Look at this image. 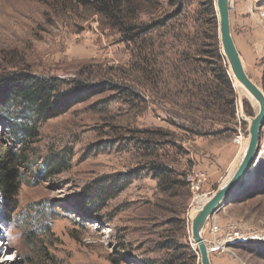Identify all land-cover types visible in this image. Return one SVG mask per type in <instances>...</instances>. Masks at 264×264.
<instances>
[{"label":"rangeland","instance_id":"1","mask_svg":"<svg viewBox=\"0 0 264 264\" xmlns=\"http://www.w3.org/2000/svg\"><path fill=\"white\" fill-rule=\"evenodd\" d=\"M122 1L104 14L77 0H0V78L106 86L47 120L16 106L0 115V152L10 149L19 164L16 197H0V264H199L184 247L195 252L191 214L236 163L256 110L232 81L214 2L213 14L206 0H156L139 11ZM263 8L264 0H232L230 20L246 74L264 92ZM220 65L232 92L222 86L206 111L203 87L220 86ZM203 171L208 195L193 199L186 176ZM118 176L129 183L113 199L85 202L84 188ZM227 206L217 221L255 237L229 245L226 264H264V194Z\"/></svg>","mask_w":264,"mask_h":264},{"label":"trees","instance_id":"2","mask_svg":"<svg viewBox=\"0 0 264 264\" xmlns=\"http://www.w3.org/2000/svg\"><path fill=\"white\" fill-rule=\"evenodd\" d=\"M82 5H90L99 11V13L109 14L110 9L120 10L123 1L121 0H77ZM126 1V0H125ZM129 1V0H128ZM139 3L138 11L143 9L147 4L154 3L156 0H133ZM207 4L213 11L214 0H206ZM217 27L215 23V28ZM217 34V33H216ZM217 38V35H215ZM218 42V39H217ZM225 70L220 65L216 78L220 86L214 88L204 86L203 89H208L204 92V97L201 98L200 103L202 107L208 111L211 107L210 103L206 101L219 99L223 92L222 86L232 92L231 78L228 75L227 66L224 65ZM65 82L57 79H45L29 75L23 72L14 73L6 78H0V115L8 112L12 107H23L24 111H30L35 116L36 120H47L57 117L66 112L71 106L76 103L85 101L86 99L103 92L106 86L103 84L92 85L86 83H77L73 85L67 84V88H62ZM220 87V88H219ZM213 88V90H212ZM221 89V90H220ZM214 95V98H213ZM224 98V97H223ZM219 102V101H217ZM213 104V103H212ZM224 104V103H223ZM232 102L229 103V107ZM213 107V106H212ZM229 116H233V111H230ZM0 119L1 118L0 116ZM29 132H34L32 126L25 127ZM35 129V128H33ZM14 132H16L14 130ZM8 133L12 134V131ZM26 138V137H25ZM18 160L16 154L8 150L0 152V197L4 199V203H10V199L16 197L19 189L18 177ZM253 182H250L242 188L231 200L235 201L241 198H251L257 195L264 194V155L260 158L253 170ZM129 181L124 180L122 176L113 178L110 182L101 181L93 183L91 187L84 188L85 202L88 204L104 205L108 200L113 199ZM83 196V194H82ZM83 202V207L86 203ZM0 204V207L2 209ZM93 209V208H92ZM7 208H5V211ZM26 243L29 241L25 240ZM187 249L189 256L196 259V252L192 251L188 245L184 246ZM25 262L31 263L30 260L24 259ZM172 264V263H170Z\"/></svg>","mask_w":264,"mask_h":264},{"label":"water","instance_id":"3","mask_svg":"<svg viewBox=\"0 0 264 264\" xmlns=\"http://www.w3.org/2000/svg\"><path fill=\"white\" fill-rule=\"evenodd\" d=\"M215 11L218 21V36L228 66L233 77L247 90L257 101L258 110L251 118L248 126V146L238 165L231 173V168L224 181L207 198V201L197 211L190 225V243L197 254L199 264H212L210 249L204 238V229L208 220L229 204L232 198L247 183H244L248 174L253 172L258 156L261 129L264 125V92L248 77L242 63L240 53L235 45L231 32L230 12L232 11V0H215ZM242 108V106H241ZM194 245L195 247H193Z\"/></svg>","mask_w":264,"mask_h":264},{"label":"built area","instance_id":"4","mask_svg":"<svg viewBox=\"0 0 264 264\" xmlns=\"http://www.w3.org/2000/svg\"><path fill=\"white\" fill-rule=\"evenodd\" d=\"M260 0H255L256 5ZM250 11L253 13L252 7ZM257 21H264V8L257 10L256 15ZM237 118V117H236ZM244 133L241 129L240 123L236 129V134L233 138V143L240 146L244 139ZM186 182L190 189V192L193 195V199L197 196H207V193H203V185L207 182V175L203 172H192L186 176ZM193 202V200H192ZM192 206V204H191ZM234 228L231 225L227 226V229H222L216 222L214 216L208 220V223L205 227L203 238L207 246L213 250V252L224 253L228 250L229 245H233L235 242H248L253 239L255 236L245 235L241 236L239 233L233 230ZM207 232V237L205 235ZM212 252V253H213Z\"/></svg>","mask_w":264,"mask_h":264},{"label":"crops","instance_id":"5","mask_svg":"<svg viewBox=\"0 0 264 264\" xmlns=\"http://www.w3.org/2000/svg\"><path fill=\"white\" fill-rule=\"evenodd\" d=\"M233 152H232V150H230V152H229V154H228V152H227V156L226 157H232V158H234L233 156L236 154L235 152H234V155L232 154ZM233 155V156H232ZM230 160L231 158H225V159H223V161H225V160ZM238 159V158H237ZM225 163V162H224ZM211 171H212V173H213V176L215 177V178H217L218 177V180L221 178V173L220 172H222V171H218V167L217 166H213L212 168H211ZM203 173H205L204 171H203ZM228 173V172H227ZM206 174V173H205ZM209 174H210V171H209ZM207 175V174H206ZM208 177V176H207ZM228 205V204H227ZM225 206L224 208H226L227 207V209H228V206ZM222 210V209H221ZM221 210L218 212V213H216L215 215H214V218H215V220H216V222H217V224H219V226L222 228V229H227V226H223V225H221L217 220H218V218H219V220L221 221V219H220V217H219V213H221ZM205 234H206V232H205ZM213 253H215V254H218V255H216V256H212L211 255V257H212V264H215V263H217V262H221L222 264H226V263H229V261H230V258L228 257V255H224L223 253H217V252H213ZM225 256V257H224ZM221 258V259H219V258ZM232 262H233V260H232Z\"/></svg>","mask_w":264,"mask_h":264},{"label":"bare ground","instance_id":"6","mask_svg":"<svg viewBox=\"0 0 264 264\" xmlns=\"http://www.w3.org/2000/svg\"><path fill=\"white\" fill-rule=\"evenodd\" d=\"M229 67V66H228ZM229 71H230V73H231V75H232V72H231V70H230V68H229ZM232 81L234 82V84H235V82H236V84L238 85V90H239V92H240V95L241 96H246L250 101H252V103H253V105H254V107H255V110H256V112H257V110H258V103H257V101L247 92V90L233 77V75H232ZM250 120H251V118L249 119V123L248 124H250ZM248 142H249V138L247 137V142H246V146L243 148V150L240 152V154H239V156H238V159H237V161H236V163L232 166V168H231V173H233L234 172V170L238 167V165H239V163H240V161H241V159H242V157H243V155H244V153H245V151H246V149H247V146H248ZM251 172V171H250ZM207 201V199L205 200V202ZM204 202V203H205ZM203 203V204H204ZM202 204V205H203ZM202 205H199L198 207H197V209L196 210H194L193 211V213L191 214V219H193L194 218V216L196 215V213H197V211L202 207Z\"/></svg>","mask_w":264,"mask_h":264}]
</instances>
